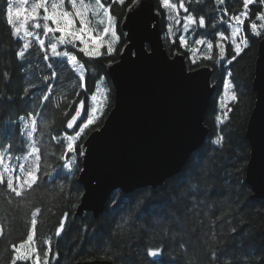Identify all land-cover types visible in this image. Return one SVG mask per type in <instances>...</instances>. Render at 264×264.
I'll use <instances>...</instances> for the list:
<instances>
[{"label":"trees","instance_id":"16d2710c","mask_svg":"<svg viewBox=\"0 0 264 264\" xmlns=\"http://www.w3.org/2000/svg\"><path fill=\"white\" fill-rule=\"evenodd\" d=\"M239 1L227 0L228 7L238 4L241 11ZM101 2L110 5V0ZM113 6L124 42L120 30L123 16H118L119 5ZM261 6H252L251 18L243 25L248 47L231 64L227 61L234 55L232 46L222 44L223 57L217 47V35L223 32L225 23L207 21V33L200 25L196 28L193 40L213 42V53L211 59L202 57L196 65L189 62V69L212 67L213 81L220 86L206 117L209 139L185 169L157 189L146 188L130 195L115 193L99 219L88 214L74 221L83 187L78 182L80 171L65 167L72 163L73 155L66 150L65 135L77 129L69 130L66 125L81 100L87 112L91 96L101 86L100 117L84 131L75 147L79 148L103 124L114 104V87L106 65L116 61L118 51L85 57L78 49L67 47L84 66L82 82L66 59L48 52L49 59L45 60L38 43L24 50V41L7 24V0H0V153L10 169H17L30 150L23 125L35 118L34 146L40 157L36 182L20 196L7 187V181L0 184V264H34L33 260L16 259L18 247L33 231V219L34 244L41 264H76L95 259L113 264H152L150 249L162 250L157 264H264V201L253 198L245 180L250 158L245 132L255 103L252 82L258 43L263 36L262 21L258 19ZM254 22L260 25L259 36L252 34L250 25ZM168 24H164L166 31ZM170 41L165 40V45L171 55L175 49L180 50V40L177 37L174 43ZM21 50L25 51L23 60L18 57ZM183 54L188 56L184 47ZM229 80L238 99L221 113L217 99ZM44 95L49 97L47 101ZM21 116L24 121L19 119ZM221 136L223 140L217 145L215 141ZM78 166L82 167L81 156ZM65 214L64 229L57 237L56 230Z\"/></svg>","mask_w":264,"mask_h":264},{"label":"water","instance_id":"95a60500","mask_svg":"<svg viewBox=\"0 0 264 264\" xmlns=\"http://www.w3.org/2000/svg\"><path fill=\"white\" fill-rule=\"evenodd\" d=\"M120 30L126 43L117 61L106 65L114 87L113 107L80 146L86 150L78 175L83 194L74 221L88 214L99 219L117 192L130 195L163 186L185 169L210 136L206 117L219 90L212 82L213 69L202 65L189 70L184 54L177 50L169 55L156 0H134ZM133 42V51L143 50L147 58L133 56L136 62L129 61L127 50ZM252 90L255 103L245 132L250 147L245 180L253 198L264 201V35L258 43ZM84 113L85 107L77 125Z\"/></svg>","mask_w":264,"mask_h":264},{"label":"snow or ice","instance_id":"6c2138e0","mask_svg":"<svg viewBox=\"0 0 264 264\" xmlns=\"http://www.w3.org/2000/svg\"><path fill=\"white\" fill-rule=\"evenodd\" d=\"M114 2L119 3L121 5L124 4L125 0H114ZM163 7L165 9H168L169 12H174L176 10L175 4H170L169 0H160ZM223 2V0H221ZM253 0H243V4L245 9L248 8L249 4L252 3ZM264 2V0H262ZM71 9L73 11L65 10L64 7V0H56V2L51 3L50 8L47 6V0H41V2L36 3L34 7L31 9V16L29 17L25 10L23 9H16L14 12V7L12 0H7V7H6V17H7V24L12 26L13 33L17 36H20V33L23 32V36H20V39L24 41L23 43V49L27 50L30 47L31 40L29 39L34 38L38 44L41 50H44V59L48 60V49L45 48V40L41 39L40 35L38 33H34L32 31H29L25 25L27 24L28 20L31 19L34 21L32 27L35 29L43 28V33L45 36H48L49 34H52L51 37H49V45L48 48L50 49V53L52 57H58V58H67V62L74 66V69L76 72L80 74V80L84 81V66L83 64L78 63L77 61V55L75 54H69L68 51H59L58 45H65V46H72L73 48H78V51L80 53H83L85 57H99L101 55V49L105 46V43H107V53L111 54L113 52V45L119 40V36L116 32V22L112 15L109 14V9L105 7L103 3H101V0H95V14H99L100 11H103V14L105 16V20H101L100 23L104 24L105 26L102 29V34L95 35L92 33V30L87 26L89 21L87 19L86 13L90 9V5L85 3V0H79V5L77 3V0H69ZM181 8L184 7L183 4L180 5ZM43 9L44 15L42 17H39V9ZM187 11V9H184ZM14 16L15 17H23L20 26H17L14 23ZM246 16V13H242L241 15L235 16L234 19L236 21L237 25H242L244 23V19L242 17ZM75 18H79L80 27L77 28L75 26ZM171 19V17H169ZM42 19L44 21L43 24L39 22V20ZM258 19L264 20V14H261L258 16ZM49 21L52 22V25H49ZM188 23H195V20L193 17L189 16L187 17ZM200 26H204L205 21L203 18L199 20ZM251 29L257 36L260 35L259 32H256L257 25L251 24ZM185 29H187V24L185 25ZM241 29L239 27H235L232 30V43L234 45V55L230 60L227 61V63L231 64L232 60L236 59L244 48L248 47V40L244 37H240L241 43H237L236 37L240 33ZM60 33V36L56 38L55 34ZM104 37H110V39L105 42ZM77 42H79L77 44ZM181 45H185L186 41L181 38L180 40ZM205 41L203 39H200L197 41V44L203 45ZM135 47V43L133 42V47L129 48L128 51V58L131 63H135L136 61L132 60L133 56H136L137 59L144 57L147 58L148 54L144 52L143 50H140L138 52L133 51V48ZM207 48L209 51L213 48V44L211 42L207 43ZM21 50L18 52V57L23 60L25 59V51ZM195 51V49H193ZM220 55L223 57L224 55V48L221 45L220 46ZM211 57H209L210 59ZM195 63V61H193ZM49 68L52 67V64L48 65ZM184 71H187V69H184ZM230 76L231 74L228 73ZM52 76H55V72L52 73ZM83 86V85H82ZM233 83L231 80L226 82L223 85L224 89V97L225 100H231V101H237V95L233 89ZM49 97L47 95L43 96V100L47 101ZM92 101L97 100L96 95L91 96ZM225 100H221V108H224ZM84 101L81 100L79 103V107L75 111V114L71 117V119L67 122V129L71 130L73 129L74 125H77V120L79 117H81V109L84 108ZM97 112L98 108L96 106L91 107V114H86L84 119H81L79 121V124L77 125V130L74 135L67 134L65 135V139L67 141L66 150L69 153H73L71 157V164H65V167L69 169V171L72 170L73 167H75L76 171H82V167L78 166V157L85 156L86 150L83 147H75L77 139L80 137L82 133H84L85 129L89 128L90 125L94 123V121L97 118ZM31 116L32 113H29ZM227 115V113H225ZM21 121L25 120L24 116H21L19 118ZM36 131V119L33 118L31 121L25 122L23 125V134L27 136L29 140L32 139V134ZM223 140V137L221 136L219 139L215 141L217 145L221 143ZM31 152L33 154H36L39 152V149L34 146V144L31 146ZM3 154L0 153V163L3 161ZM67 159V156L64 157ZM39 155H35L34 164L36 165L35 171H39ZM23 170V169H22ZM8 180H7V187L14 192L17 196H20V191L17 190L16 187L13 186V180H12V169H7ZM28 176V183L29 186L31 184L36 182V175L35 172L29 171L27 173ZM18 179V178H17ZM4 182V175L0 173V184ZM139 207V205L137 206ZM67 219V214H65L64 218L61 220L59 227L56 230V236L59 237L61 232L64 229V221ZM32 226L33 229L36 226V220H32ZM33 237L31 235L28 236V241L31 242ZM21 248L24 247L22 244L20 246ZM162 254V250L160 249H150L148 252V255L153 258L152 264H157V258L160 257ZM16 259H28L27 256L17 254Z\"/></svg>","mask_w":264,"mask_h":264},{"label":"rangeland","instance_id":"374dc122","mask_svg":"<svg viewBox=\"0 0 264 264\" xmlns=\"http://www.w3.org/2000/svg\"><path fill=\"white\" fill-rule=\"evenodd\" d=\"M126 1L127 0H125V2ZM254 1L255 0H253V2ZM39 2H41V0H12L13 7H14V12H15L16 9H23V10L26 11V13H27V15L29 17L31 16V9L34 7V5L36 3H39ZM53 2H56V0H47V6L50 8L51 3H53ZM77 3L79 5V0H77ZM85 3L91 6L90 9H89V11L86 13L87 19L89 21V23H88L87 26L92 30V33L93 34H95V35L102 34V29L105 26L104 24H101L100 23L101 20H105V16L103 14V11L101 10L98 15L95 14L96 13V10H95V7H94L95 0H85ZM169 3L170 4H174L173 0H169ZM254 3L264 6V2H262V0H256ZM64 7H65V10L73 11L71 9L69 0H64ZM177 8L178 7L176 6V10L174 12H169V14L171 15L170 16L171 17V20L168 21V23H169L167 25V29L168 30L165 31V38L166 39L171 38V42L174 43L177 40V37L180 39V36L178 34H179L180 30L183 28V39L186 41V44L183 45V47L186 50L190 51L192 62L195 61V63H197L198 62V59H200L202 57H205L206 59H209V57H212L213 48L211 49V51H209L208 48H207V43H209V42H205L203 45H199V44H197V41L195 42L193 40V37L194 36L192 34L191 35L188 34V32L190 31V29H191V27L193 25H196V28L197 29L199 28V25H200L199 22H196L195 21V23H188L187 20H183V22H182L180 20V17L177 14ZM118 11H119V9L117 10V12ZM38 12H39V17H42L44 15V11H43L42 8L39 9ZM109 14L112 15L114 17V19H115V22H116V32H117V35L120 37V35L118 33V22H117V19L115 18V15L113 14L112 9L111 10L109 9ZM242 18L244 19V23H245L246 20L249 18V16L246 14V16H244ZM22 19H23V17H15L14 16V23L17 26H20ZM261 21H262V24H261L262 30H261V35L260 36H262L264 34V20H261ZM39 22L41 24L44 23V21L42 19H40ZM74 22H75V26L77 28H79L80 27L79 18H75V21ZM33 23H34V21H32L31 19H29L28 22H27V24L25 25V27L29 31H32L34 33H38L40 35L41 39H44L45 40V48L48 49V52H50V49L48 48V45H49V37H51L52 34H49L48 36H45L44 33H43V28L35 29V28L32 27ZM48 23H49L50 26H54V25H52V22L51 21H49ZM244 23L242 25H237L235 19H234V22H227L226 23L228 25L227 33H224V31H223V32H220L221 34H218L217 35V39L219 40V42L217 44V47L220 48V46L222 44H225V43L227 44L228 43L229 45L232 46V51L234 53V45L232 43L233 37H232L231 33H232V30L235 27H239L241 29V31L238 34V36L236 37V41H237V43H241L240 37L241 36L244 37V31H243V25H244ZM255 23L256 22H254V24ZM186 24H187V29H185V25ZM259 26L260 25H257V28H256L255 31L260 33ZM252 34L256 35L255 32H253V30H252ZM15 36L17 38L20 37V36H23V32L20 33V36H17V35H15ZM55 36H56V38H58L60 36V33H56ZM29 39L31 40V43H33V42L38 43L34 38H31L30 37ZM109 39H110V37H104L105 42H107ZM120 42H121V38H119V40L113 45V49L114 50L111 53V55H114L118 51ZM78 43L79 42H77V44ZM211 43L213 44V42H211ZM67 47H72V46H70V45H68V46L58 45V50L59 51H68L67 50ZM200 47H203V49L201 50ZM76 49H78V48H76ZM193 49H195V51H193ZM226 49H228V48H226ZM104 51L107 52V43H105V46L101 49V55L104 53ZM63 59H66L67 60L66 57L63 58ZM71 66L74 68L73 65H71ZM96 96H97V100L96 101H92L90 99V102H89L90 103V106H88V110L85 113V115L86 114H91V107L92 106H96L98 108L97 118L96 119H98L100 117V114H101V107H102V102H103V86L100 87L99 91L96 93ZM221 100H225V97H224V89L222 90L221 95L218 96V99H217V109H218V111H220L222 113L223 112L222 110L228 108L229 104L232 101L231 100H225V105L226 106L224 108H221V106H220L221 105ZM85 115H84V118H85ZM103 115H104V110H103ZM74 134L75 133H73L72 135H74ZM81 135H80V137H81ZM80 137L77 139L76 143L79 141ZM33 144H34V135L32 134V139L30 140V144L28 142V145H29L30 150L21 159V164L19 165L20 168L18 166H17L18 167L17 169L14 168V167L12 168L11 175H12L13 185H14V187L17 188L18 191H20V193H22L24 190L30 188L34 184L33 183V184H31V186H29L28 183H26V181H28V179H29L28 176H27V173L29 171L35 172L36 177H38V172L35 171L36 165L34 164L35 155H38V154L37 153L36 154H33L31 152V146ZM81 157H83V156H81ZM8 168H9V166L6 164V162L3 159L2 163H0V173H2L4 175V181H7L8 180V175H9V173L7 172V169ZM14 171H19V172H14ZM1 236H2V227L0 225V239H1ZM31 236L33 237L32 241L31 242L27 241V242L23 243L24 247L23 248L19 247L17 249V254L19 252V254L28 257V259H20V260H24V261L33 260L34 264H41L40 263V257H39V255L37 253V250H36V247H35V244H34V229H33L32 233H31Z\"/></svg>","mask_w":264,"mask_h":264},{"label":"flooded vegetation","instance_id":"af4514ba","mask_svg":"<svg viewBox=\"0 0 264 264\" xmlns=\"http://www.w3.org/2000/svg\"><path fill=\"white\" fill-rule=\"evenodd\" d=\"M133 1L134 0H127L126 2H124L123 5H121L119 3L114 2L113 0H110V3H109L110 5L107 6V8H109L111 10L114 7L113 5H116V4L119 5L120 9L118 11V16H123L122 19H121V22H122V20L124 19L125 15H126L127 8L130 6V4ZM173 2L178 7L177 8V14L180 17V20L182 22H183V20H187V17H189V16L193 17V19L196 22H199V20L201 18H203L204 21H205L204 26H202L203 27V30H204V29H206V23H207V21H221V22H224L225 23L224 24L225 27L223 29L224 33H227V29H228V25L226 24L227 22H234V17L235 16H238V15H241L242 13H246L249 16V18H251V10H252L251 8H252V6L259 5V4H255L253 2V3L249 4V6H248L247 9H245L244 4H243V0H240L239 1V4H240V6L243 7L242 10L240 11V10L237 9V5L238 4L237 5H233V6L231 5L230 6L231 9H230L228 7L227 0H223V2H221V0H173ZM181 4L184 5L183 8L180 7ZM156 5H157V10L161 13V16H162L163 32H164V42H165V40H171V38H169V39H166L165 38V31L166 30L164 29V24L166 22L168 23V21L171 20L169 18L171 15L169 14V10H167V9H165L163 7V5L160 2V0H156ZM185 8L187 9V11L184 10ZM211 11H213V12H211ZM259 11H260V14H264V6H261V8H260ZM114 14L117 17L116 13H114ZM121 22H120V24H121ZM208 30H209V27H208V29L204 30L203 33H207ZM190 32L195 37V34H196V25H193L191 27ZM181 38H183V28L181 29L180 39L179 40H181ZM123 39H124V42H122V39H121V42H120V45H119L118 56H119V52L121 51L122 47L126 43L125 42L124 35H123ZM170 43L172 44L171 41H170ZM74 49H76V48H74ZM175 51H177V49H175L173 51V53ZM178 51L183 55V45H181V43H180V50H178ZM168 53H169V51H168ZM173 53L171 54V56L173 55ZM169 55H170V53H169ZM185 57H186L187 65L189 64V62H192L190 51H188V56L185 55ZM117 59H118V57H117ZM117 59H116V61H117ZM192 64H194V63L192 62ZM194 65H196V63ZM188 68H189V65H188ZM197 68L198 67H196L194 69H197ZM194 69H191V70H194ZM214 74H215V69H213V76H214ZM212 82L213 83H216L215 81H213V78H212ZM216 84L218 85V87L220 86L219 83H216ZM218 92H219V90H218Z\"/></svg>","mask_w":264,"mask_h":264}]
</instances>
